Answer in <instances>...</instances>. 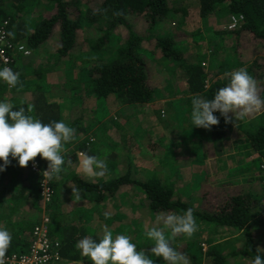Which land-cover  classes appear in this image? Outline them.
I'll return each instance as SVG.
<instances>
[{
	"label": "trees",
	"instance_id": "16d2710c",
	"mask_svg": "<svg viewBox=\"0 0 264 264\" xmlns=\"http://www.w3.org/2000/svg\"><path fill=\"white\" fill-rule=\"evenodd\" d=\"M36 2L45 7L40 15L33 12ZM240 15L243 19L234 29L217 25L223 19H229V24L233 16ZM5 21L6 37L16 50L25 45L31 52L13 54L9 49L14 59L10 67L19 73V83L12 87L0 81V100L12 103L13 110L24 108L26 115L42 123L64 121L75 129V139L63 145L65 164L58 177L54 175L55 193L47 205L52 217L50 237L61 241L65 259L61 264H93L76 247L86 232L76 238L60 211L63 198L59 187L63 184L59 179L66 175L61 173L68 169V158L75 152L97 156L107 163L102 177L81 178L74 173L77 186L86 193L93 189L96 204L112 196V202L119 206L116 219L124 220L133 214L129 225L111 231L113 235L133 236L137 251L143 248L147 252L154 244L146 236L153 224L146 221L143 212L150 209L155 217V212L180 214L187 208L194 209L197 231L191 237H172L168 231L166 237L173 247L187 254L190 264H244L247 257L254 258L258 248L264 249V109L237 124L226 123L220 117L219 124L210 130L194 127L191 122L192 97L212 99L216 90L230 81L228 74L232 71L246 69L264 95V0H0V25ZM55 27H59L57 32ZM211 31L219 35V43L210 53L182 47L188 36L196 42L200 36L203 42L205 33ZM243 33L251 36L258 51L248 61L241 59L239 50ZM52 35L53 40L48 43ZM205 61L208 66L203 65ZM0 67H4L2 62ZM74 68L79 69L77 80L71 72ZM52 70L65 73L61 86L46 76ZM159 75L163 76L159 81L170 92L162 98L153 90ZM171 103L181 105L179 110L189 120L184 128L191 122L188 131L194 136L203 131L211 139H223L229 129H235L234 141L227 137L224 144L228 152L233 148L243 151L242 166L235 173L242 169L247 172L228 181L233 173L221 163L214 198L204 199L201 205L182 198L187 182L178 187L179 177L195 176L190 174V164L184 156L189 152L182 151L175 157L170 152L164 154V144L168 145L174 133L180 134L169 122L171 116L165 109ZM214 114L220 116L218 112ZM114 116L124 121L121 129L114 128ZM134 127L147 130L150 143L136 140L139 137L134 134ZM114 135L120 139H114ZM117 144L127 148L129 163L116 161L114 155L107 153ZM187 148L196 153L193 147ZM221 151L215 146L216 154ZM256 152L260 157L253 159ZM35 159L41 172L47 169L48 161L39 155ZM73 170L70 166L68 172ZM40 179L29 163L20 167L15 160L0 173V228H6L12 236L5 255L26 251L31 245L33 229L44 211ZM137 188L140 191L135 193ZM98 208V215L108 221L113 219L103 205ZM139 211L141 216L137 218ZM136 219L139 225L135 224ZM203 225L207 227L203 231L207 242H215V231L228 229L225 232L238 233L241 245L226 249L217 242L206 246L201 237ZM132 228L143 236L139 238ZM87 237L98 242L102 236L95 233ZM151 258L154 264H165L161 257Z\"/></svg>",
	"mask_w": 264,
	"mask_h": 264
},
{
	"label": "clouds",
	"instance_id": "9594fccd",
	"mask_svg": "<svg viewBox=\"0 0 264 264\" xmlns=\"http://www.w3.org/2000/svg\"><path fill=\"white\" fill-rule=\"evenodd\" d=\"M241 16H236L239 18L238 24L243 19ZM228 22L229 19L226 26L229 29L238 26L237 24L230 27L231 23ZM17 50L24 53L23 50L18 48ZM228 75L230 81L218 88L212 99L199 95L192 97L191 122L194 127L210 130L212 126L219 124L220 117H223L226 123L237 124L238 121H243L264 109V95L260 94L256 79L246 69L241 68ZM0 81L15 87L19 83V73L7 66L0 67ZM13 108L12 103L0 100V161H2L0 173L6 170L12 160L20 167H26L39 155L41 159L48 161V167L43 172L44 177L53 179L55 174L63 170L65 164L62 155L63 145L75 139V129L64 121L42 123L41 120L26 115L24 108L19 110ZM217 112L220 114L219 117L214 114ZM229 113L233 115L229 116ZM78 167L85 176L91 178L104 176L108 166L105 160L84 153ZM71 196L76 200L81 198L79 190L75 188H72ZM168 231L172 237L180 234L191 237L197 231L194 209L187 208L182 214L172 212L158 214L153 226L146 231V236L154 241L147 252L143 248L137 251V245L132 242L129 235L113 237L112 231L107 227L103 228V235L98 242L86 236L76 243V247L83 256L90 258L93 264H154L151 258L153 256L163 258L165 264H190L187 254L172 246L170 238L166 237ZM11 241L10 232L6 228H0V264H3L2 258ZM262 251L264 249H257V254L250 264H264Z\"/></svg>",
	"mask_w": 264,
	"mask_h": 264
},
{
	"label": "rangeland",
	"instance_id": "374dc122",
	"mask_svg": "<svg viewBox=\"0 0 264 264\" xmlns=\"http://www.w3.org/2000/svg\"><path fill=\"white\" fill-rule=\"evenodd\" d=\"M40 2V1H39ZM36 2L34 4V13L40 15L43 11H44V6H42V3ZM46 13V14H45ZM45 16L49 13V11L47 10V12H45ZM139 22V20L137 19L136 21H134L135 24H137ZM217 25L222 27L223 29H226L227 26V19H223L217 22ZM59 27H55L54 32H57ZM241 35V34H239ZM242 42L239 46V50L241 52V59H243V61H248L249 59H253L255 54L258 52L257 48H256V43L254 40L251 39V36L248 33H243L242 35ZM183 37V36H181ZM56 38V37H55ZM199 38V42H196L195 40H193L192 37L188 36V40L187 42L184 43V45L182 47L186 48L187 50L190 51H196L198 53V51L203 50L210 53L211 49L216 48L214 47L216 44L219 43V35L216 32H206L205 33V39L203 40V42L200 41V36ZM53 40V35L51 36V38L48 40V43H50ZM218 42V43H217ZM205 48H209V49H205ZM194 51V52H195ZM185 52V51H183ZM204 66H208V62L205 61L203 63ZM212 65V64H211ZM65 67H62V69H64ZM79 71L78 68H74L73 71H71L73 74V79H76V72ZM153 75V74H152ZM51 81L53 80H57L59 81L60 86L63 84V81L66 79V75L64 72H59L58 70H52L49 71L46 75ZM158 80L154 81V86L156 88H154V93H158L161 98L166 97L168 94H170V92L163 87V85L161 84V82L159 81L160 79H163L162 75L158 76ZM71 81V79H70ZM59 86V87H60ZM63 87V86H62ZM113 98L110 100L112 101ZM90 104L93 103V100L89 101ZM181 105L177 104L174 106L172 103L169 105H165V109L167 110V115L171 116L169 122L171 123V125L175 128H178L180 131V134H176L174 133V136H172V139L170 138V142H168L166 144H164V154L170 152L172 155L171 156H178L182 151H188L189 154L184 155L186 157V162H188L190 164V170L192 171V173L190 174H194L195 176L189 175L188 177H179V184L178 187L183 186L186 182L185 185V191L181 194L182 198L184 199V201H189L195 205H201L203 203V200L206 199H210V198H214V193H213V188L215 187L216 184H218V174L220 173L221 168V163H223L226 167H228V170H230L233 174H231V178L228 181H232V180H236L241 178L243 173L247 172V169H242L240 172L235 173V169L236 168H241L242 163L241 160H244L243 156L241 155V152H239L238 148H233V150L231 151H227V144H224L225 139L228 137L229 140L234 141L235 137H234V130L229 129L228 132L226 133V136L223 139H211L209 138L207 135L208 133H205L203 131H201V134L197 133V136L193 135L192 131H188V125L186 128V122H188L189 120L187 119V114H185L183 111L179 110V107ZM115 106H113V109H116ZM163 112L165 110H162ZM258 112L253 113V115H256ZM141 115L144 113H140ZM165 114V113H164ZM109 116V115H107ZM157 117L160 118L161 116H159V114H157ZM109 118V117H108ZM168 117H163V120L166 119L167 120ZM161 119V118H160ZM109 123V122H108ZM124 125V121L121 120L120 117H116L114 116V128L116 129H121ZM134 134L137 135L139 137V139L136 140H146L148 141V143H150V140H148V131L144 130L142 128H137L134 127L133 128ZM120 133V132H119ZM152 134H155V131L152 129L151 130ZM118 135H114L113 138L114 139H118ZM120 139V137H119ZM118 139V140H119ZM117 140V141H118ZM160 144V142H159ZM240 144V143H237ZM117 147H115L113 150H110L107 152L110 155H114V158L116 161H120V162H124V163H129V154H128V150L127 148L123 147L125 145L123 144H117ZM215 146L218 148H222V151L220 152L221 154H216L215 153ZM127 147V146H126ZM189 148H194L196 150V153L193 152L191 149ZM171 148V149H170ZM163 153V152H162ZM77 152L73 153L70 157L68 158V162L72 163V160H74L76 157L78 159H82V154L84 153H78ZM80 157V158H79ZM169 157V156H168ZM260 157V154L258 152L254 153L252 155V158H257ZM110 158V156H109ZM197 159V160H196ZM196 160V161H194ZM170 161V160H169ZM171 162V161H170ZM249 161L247 160L246 163H248ZM178 163H181V160L178 161ZM176 163H174L175 165ZM245 165V164H244ZM227 169V168H226ZM227 183H230L228 182ZM259 187V186H258ZM212 188V189H211ZM135 193H138L140 190L139 188L134 190ZM180 191H183V189H180ZM63 194V193H62ZM135 198V197H134ZM135 203H139L138 201L134 200ZM143 202H141L142 204ZM52 209V208H51ZM49 211V210H48ZM144 211H145V207H144ZM152 211L150 209H147L145 212H143L142 214L145 216V219L147 222H152L151 224H154V222L156 221V215L159 212H155V217H153L152 215ZM182 214V213H180ZM132 214H129V216L127 217V220L131 217ZM141 216V213L139 211L137 218ZM208 222V221H207ZM135 224L139 225L140 222L136 219L135 220ZM134 228V227H133ZM133 233H135V235H138L139 238L143 235H141L142 232L140 231H135V229H133ZM207 229V227H205L203 225V227L201 228V237L203 239V242H206V246H210L213 243H222L224 245V248L228 249V248H233V246H240L241 245V240L239 238H237L238 233H232L230 230L229 232H225L228 229H224V230H220V231H215V235H214V241H206V238H204L206 236V234L203 233V231ZM257 232V231H256ZM255 233L256 236L257 233ZM127 233V231H126ZM171 234V232H168L167 235ZM99 235V234H98ZM117 234L115 233L113 235V237H115ZM210 236V235H209ZM208 236V237H209ZM133 238V236L131 237V239ZM146 239V238H145ZM190 239H186L184 242L188 243ZM264 240V239H263ZM179 243V242H178ZM244 264H250V259L247 257L244 262ZM230 263V260H229ZM61 264V263H58ZM205 264H209V262H205ZM231 264H235V262L232 261Z\"/></svg>",
	"mask_w": 264,
	"mask_h": 264
},
{
	"label": "built area",
	"instance_id": "2783aa9c",
	"mask_svg": "<svg viewBox=\"0 0 264 264\" xmlns=\"http://www.w3.org/2000/svg\"><path fill=\"white\" fill-rule=\"evenodd\" d=\"M242 17V16H241ZM239 18L236 16L232 17L230 27L237 26ZM8 22L5 21L0 25V62L4 66L10 67V63L14 61L12 54L9 49L15 53V45L7 38ZM19 50H23L25 54H29L30 51L24 48L23 45L18 47ZM6 61V63H5ZM31 168L38 172L41 176L40 179V197L43 202L42 213L40 219L35 224L32 235L33 240L30 247L26 251H20L13 254H7L3 256V264H58L65 261L61 252V241H53L50 237V225L52 223V217L47 209V205L53 200L54 196V185L55 177L49 180L44 177L43 172L39 170L37 160L34 158L33 161L29 162Z\"/></svg>",
	"mask_w": 264,
	"mask_h": 264
},
{
	"label": "crops",
	"instance_id": "0c3cea01",
	"mask_svg": "<svg viewBox=\"0 0 264 264\" xmlns=\"http://www.w3.org/2000/svg\"><path fill=\"white\" fill-rule=\"evenodd\" d=\"M80 159L76 157L74 160H72V163L68 164L67 166L68 169L70 166L71 168L73 167L74 172H68V169L64 168V171L61 174L65 175L66 173V175L61 178V180L59 179V182L63 184L59 187V192L61 191L63 193L61 194L63 198V204L60 209L62 213L61 217L69 222L71 227H73L74 236H76V238L77 236L81 237L84 235V231L86 232L87 236H92V234L95 233L102 236L104 227L113 230L115 227L119 228L129 225L130 220H127L129 215H127L124 220L116 219L117 217H114L119 211V206L118 204H115L116 202H112V196L111 198H106L96 204L93 196V189H88L87 193L79 190L76 183V176L78 175L81 178H90L85 176L82 173V170L78 167ZM74 173L77 175H74ZM59 174H57V177ZM72 188L79 190L81 195L79 200H76L74 196H71ZM103 202L107 203L103 204ZM102 205L104 206V209L108 210L107 215L112 216L111 218L113 219H110V221H108L109 219L107 217L97 214V207H99L98 210H100Z\"/></svg>",
	"mask_w": 264,
	"mask_h": 264
}]
</instances>
